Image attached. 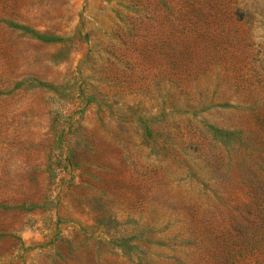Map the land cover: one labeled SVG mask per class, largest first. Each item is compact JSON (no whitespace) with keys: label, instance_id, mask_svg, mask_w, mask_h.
I'll list each match as a JSON object with an SVG mask.
<instances>
[{"label":"rangeland","instance_id":"1","mask_svg":"<svg viewBox=\"0 0 264 264\" xmlns=\"http://www.w3.org/2000/svg\"><path fill=\"white\" fill-rule=\"evenodd\" d=\"M0 264H264V0H0Z\"/></svg>","mask_w":264,"mask_h":264}]
</instances>
